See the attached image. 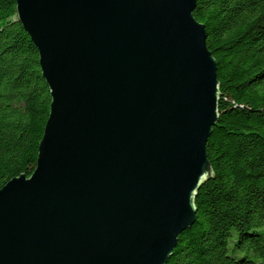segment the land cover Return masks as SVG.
I'll return each mask as SVG.
<instances>
[{"label":"water","instance_id":"95a60500","mask_svg":"<svg viewBox=\"0 0 264 264\" xmlns=\"http://www.w3.org/2000/svg\"><path fill=\"white\" fill-rule=\"evenodd\" d=\"M196 0H15L50 104L0 188V264H167L212 176L217 63Z\"/></svg>","mask_w":264,"mask_h":264},{"label":"trees","instance_id":"16d2710c","mask_svg":"<svg viewBox=\"0 0 264 264\" xmlns=\"http://www.w3.org/2000/svg\"><path fill=\"white\" fill-rule=\"evenodd\" d=\"M193 16L217 63L213 172L167 264H264V0H196ZM49 104L15 0H0V188L33 171Z\"/></svg>","mask_w":264,"mask_h":264},{"label":"rangeland","instance_id":"374dc122","mask_svg":"<svg viewBox=\"0 0 264 264\" xmlns=\"http://www.w3.org/2000/svg\"><path fill=\"white\" fill-rule=\"evenodd\" d=\"M17 14V13H16Z\"/></svg>","mask_w":264,"mask_h":264}]
</instances>
